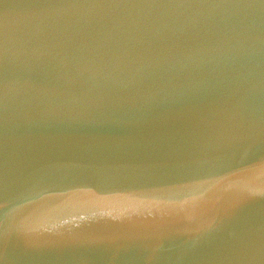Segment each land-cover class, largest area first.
Returning <instances> with one entry per match:
<instances>
[{
	"label": "water",
	"instance_id": "95a60500",
	"mask_svg": "<svg viewBox=\"0 0 264 264\" xmlns=\"http://www.w3.org/2000/svg\"><path fill=\"white\" fill-rule=\"evenodd\" d=\"M0 264H264V0H0Z\"/></svg>",
	"mask_w": 264,
	"mask_h": 264
}]
</instances>
